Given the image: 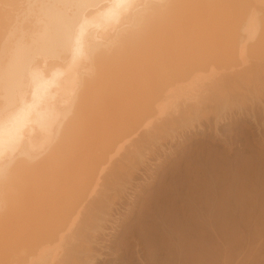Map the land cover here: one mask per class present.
I'll use <instances>...</instances> for the list:
<instances>
[{
  "label": "rangeland",
  "instance_id": "1",
  "mask_svg": "<svg viewBox=\"0 0 264 264\" xmlns=\"http://www.w3.org/2000/svg\"><path fill=\"white\" fill-rule=\"evenodd\" d=\"M250 1L247 0L245 4L247 6L245 10H248L247 8L251 10L250 13L248 11L245 13L248 15H246L248 25L245 33V48L242 51V49L239 50L238 48L236 50L237 48L232 47L231 49L234 52L236 50L235 55L232 54V57L221 59L205 57L204 59H184L185 61L183 59H166V61L165 59H157L158 61L154 59V63L153 59H146L145 64L141 61L143 63L142 67H144L141 75L146 77L140 76L141 87L140 85L136 87L137 84L136 86L132 85L135 89L132 86H127L130 87L132 93L137 90L133 94L127 87H124L125 84L122 87L120 85L123 80L125 82L120 73L122 72V75H124L123 69H128L129 65L127 68L125 66L121 68V72H117L118 68L114 71L119 73H115L117 75V79H115H121L118 80L119 83L117 82L120 86H117L116 83L115 89L118 90V87H121L119 91L122 90L124 93L127 90L126 93L121 92L120 94L117 91L119 93L117 94V92L109 91V95L106 93L107 96L112 94L109 98L116 95V98H113L114 101L116 100L115 102H108L111 103V106H108L107 102L108 105L101 106L105 103V100L100 101L101 103L96 101L93 107L91 104L92 109L88 110L90 113L87 111L88 107H86L88 114L84 113L88 117L83 116V124L79 120L80 126L83 125L82 131L78 133L75 129L74 133L76 131L79 135L75 133L77 139L73 135L71 141L73 143L70 142L72 144L71 148L77 140L74 147L76 148L79 145L82 148H79V151H84L83 154L77 152L80 156L77 155L80 159L76 156L79 162L82 158V163L88 160V162L93 160L94 163L87 165L88 162H85L83 167L82 163L80 162V165L78 162L77 165L74 164L76 166L74 168L72 162H68L73 152L75 153L74 150H78L74 147L71 154L68 152L69 154L65 156L64 153L62 156H65L66 159L68 157L67 160L65 159L66 165L69 163L72 165L69 164V167H66L73 168L71 171L76 169L77 173L80 174L78 168L82 166L80 168L85 171L84 168L89 167V165H92L93 170L92 168L89 169L90 172L87 175L88 169H86L87 171L81 173L80 176L76 174L77 178L74 175L75 173L72 172V174L74 173V179L70 176L74 180L72 183V180L68 177L71 171L62 169V173L63 170L64 173L70 171L65 175L63 174L62 178L64 180L66 175L69 179L64 181V184L65 182L66 184L68 182L72 184L68 183V193L64 191L65 188L63 187L60 190H63L67 196L69 194L67 198L62 197L64 204L61 203L62 198H58V194L63 193L64 196L65 193L58 192L57 197L55 195V199L58 198L56 201L61 199V204L58 202L59 205L53 207V209L57 207L60 210L56 209L58 213L51 210L52 215L55 213V216L53 215L51 218L58 216V219L50 220L46 213H44L45 215L41 213L40 217L36 215L31 218L32 224L29 222V226L25 223L29 230L26 229L27 231H25L21 228L24 233H21V235H24V239L25 234L33 230L29 237L26 235L27 243L25 245L20 243L21 246H19L16 242L17 239L14 242L19 247L11 245L10 248L12 250L15 247L19 248L22 257L18 255V250L12 251L8 248V245L2 243L5 249L0 248L4 250L3 252L6 250L7 255L5 252L4 257H7L6 260H9V263L264 264V19H262L264 18V0H253L254 3ZM248 2L251 5H248ZM252 4H255V6ZM13 13L10 12V16ZM5 14L7 13L4 12L3 15L5 16ZM6 18L5 20L0 18V22L6 25V20H8ZM25 29H27V26H25ZM2 31L6 32L5 30ZM237 53L238 55H236ZM50 62L59 63L57 60ZM149 62L150 64H146ZM182 62L188 65H184ZM146 67L148 70H146ZM179 67L182 69L179 70ZM161 68L165 71H162ZM166 71L171 73H166ZM114 72L112 76L115 77ZM163 72L164 76L165 73L167 74L166 78L163 76ZM160 75L164 81H161L162 77ZM189 76L190 78H188ZM149 77L152 81L148 80ZM113 82H111L112 87L115 85V81ZM156 82H158V87ZM166 84H169L170 87ZM151 86H155L156 89ZM128 91L130 94H128ZM161 92L162 94H160ZM139 93H142V95ZM127 94L134 95L133 100H141L131 106L129 101L125 102V100H130V96H127ZM157 99L159 102H156ZM97 107H100V110ZM72 111L76 112L77 110L72 109ZM81 111H85V108L77 111V117L81 116ZM123 111H125V115L122 113ZM73 112L69 113L76 118ZM70 114L66 116L67 120L64 118V122L73 118ZM107 121L112 122L115 128L110 123L109 126L106 125V128ZM135 121L136 123L133 124ZM94 124L99 125V130L94 128L97 127ZM86 125L87 129L85 128ZM80 126L77 127L81 128ZM102 126L106 129H103ZM79 128L78 130H80ZM91 128L92 130H90ZM101 129L105 130L102 135ZM83 130L85 133H82ZM93 130L97 133H95L97 136L94 134L95 137L91 136L94 133ZM88 133L89 135L92 133L89 138ZM86 135L87 139L84 137ZM106 136L109 137L108 140H106ZM82 138L85 139L82 140ZM99 138H102L101 141H95ZM103 139L107 142L105 143ZM78 140H82V142L78 144ZM89 140L95 143L98 148L95 149L94 144L90 143ZM86 142H89L90 145L87 146ZM82 143L86 146H83ZM91 145L93 147H90ZM49 148L48 145L45 149L49 150ZM83 148H87L88 152H92L88 154L86 151L85 153ZM43 155H41L39 161L43 160L42 158L45 156ZM89 155H91L92 160L91 157L88 159ZM76 157L74 156L73 163L78 160ZM65 160H63V163H65ZM35 164L37 163L35 162ZM31 165H34V162ZM59 165L61 166V164ZM58 169L55 168V170ZM55 170L50 171L51 174L48 172L49 174L47 173L46 176L50 177L48 175H51L53 180H60L61 176L60 178L59 176L55 177L57 172H54ZM78 180L80 181L78 182ZM44 184L46 186V183ZM72 186H75L74 189ZM65 187L67 188V186ZM77 196L81 197V200ZM50 198H52V195ZM74 198L75 200H73ZM48 203L50 204V202ZM48 203L46 208L51 205ZM60 206L61 208H59ZM41 210L46 212V210ZM70 213L73 215H70ZM43 219H45V222L41 221ZM36 225H39V229ZM12 231L13 229L9 232ZM21 231L19 228V232ZM62 231L65 233H62ZM9 232L5 235H9ZM49 232L55 234L51 235ZM12 233L16 236L14 238H17V233L14 231ZM58 234L62 237H58ZM3 236H0V241L13 235ZM42 236L45 241L41 238ZM21 240L23 241V239ZM3 241H5L4 243L7 242L6 240ZM9 241L11 242V240ZM39 248L40 250H38ZM1 249L0 251H2ZM25 249L28 252L30 251L29 256L31 254L33 256L29 258ZM8 252H11V255ZM54 254L57 256L55 257ZM3 255H0L2 256L0 261L3 259ZM11 256L17 257L15 259ZM24 259L26 260L24 261ZM3 260L1 261L2 264H9L8 261Z\"/></svg>",
  "mask_w": 264,
  "mask_h": 264
},
{
  "label": "bare ground",
  "instance_id": "2",
  "mask_svg": "<svg viewBox=\"0 0 264 264\" xmlns=\"http://www.w3.org/2000/svg\"><path fill=\"white\" fill-rule=\"evenodd\" d=\"M246 2L247 0H0V18H4L5 20V18L8 17L6 19L9 20H6V25L3 24V22H0V28L4 27L2 30L6 31L4 32L0 29V236L4 235L3 237H8L11 236V234L13 235L9 237L10 239H5L2 237L3 239H1L0 245H2V243L4 245H8L9 249L11 248V245H16V247L21 246L20 243L25 245L27 243L26 235H28L29 237V235L32 234L33 230L25 234V239L23 237L24 235L22 236L21 233H23V229L25 231L29 230L27 229V225L29 226L28 223H31L32 217H35L36 215L40 217L41 213L43 215H45L44 213H46L47 217H49L50 220L56 219L58 217L56 216L53 217V219L51 218V216H53L55 213H58L56 209L60 210L57 207L56 209H53V207L59 205L61 199L59 201L56 200H58V198L60 197L67 198L69 196V194L67 196L64 191H67V193L69 192L68 186L71 182H68L69 184H66L65 182L64 184V181H68L69 179H71L73 183V174L75 173L74 175L77 174L80 176L81 173L87 171L86 169H88V171L86 172L87 175L89 174V169L92 168V165H89V167L85 165L87 167L84 168L85 171H82V168H80L82 166L84 167L83 164L85 162H88L89 160L85 161L86 159L84 158L85 162L82 163L83 159L81 158L82 162L81 160L80 162L82 163V166H80V156L77 154V152L79 151V148H82L79 145V147H74L77 140L75 141V139H73L75 141V145L73 147L75 149H78L77 151L74 150L73 147L70 148V146L72 145L71 143H73L71 142L73 135H75L76 138V134H78L79 131H82L83 125L80 126L79 122L81 121V124H83V116L88 114L87 111L90 110L91 104L93 107L96 101L97 103H101L102 101L106 100L103 105L101 104V106H106L108 104V106H111V103L108 102H113L116 98V95L115 97L109 98L112 95L110 93L111 95L107 96L109 95V91H112L113 93L118 91L121 94L122 90L119 91V89H121L123 84H125V86L123 85L125 88L127 86L131 87L132 85L136 86V84L138 85L136 87H139V85L141 87L142 82L140 83V76L145 77L141 75L143 74L141 71H144V67H142L143 63H141V61L145 64L148 59H153V63L154 59H165V61L166 59H204L205 57L209 59H221L224 57H232V54L235 55L238 48L239 50L242 49L243 51L246 44L245 33L247 32L248 25V17L246 18L247 14L245 13L246 11H251L249 10L250 8H247L248 10H245V7H247L245 6ZM250 2L254 3L253 0ZM248 5H251V3L248 2ZM253 6H255V4ZM2 12H5L7 14H5L4 16ZM10 12H14L13 15L11 14L12 16H10ZM25 26H27L28 30L25 29ZM253 46H251L252 50H254ZM232 47H234V49L237 48L235 52L231 49ZM236 55H238V53ZM53 60H57L59 63H55L56 61L54 63H51L50 61ZM134 62H136L135 65ZM146 64H150V62ZM183 64H186V66L188 65L187 63ZM124 66L126 68L128 67V69H125ZM162 66L164 67L167 65ZM147 67L149 68V65ZM147 67L146 70H148ZM182 67L184 66L182 65ZM121 68L125 69H123L124 75H122L123 73L120 71ZM170 68L171 67H169V69ZM180 68L181 67H179L178 69L180 70ZM162 69L163 68H161V70ZM115 70H117V72H121L120 76H123L121 78L125 79V82L123 80L120 83L121 87H118V90L117 88L115 89V86L116 83H119L121 79H118L119 81L116 80L117 75H115V73L117 72H114ZM170 70H172V68ZM113 72L115 77L112 76ZM166 73L171 72L166 71ZM166 73L165 76H167ZM111 77L113 78L111 79ZM154 77L156 78L155 75ZM188 78H190V76ZM148 80L152 81L151 78ZM113 81H115V85H113L114 88L111 85V82ZM161 81H164L163 77ZM118 83L117 86H120ZM157 83L158 82H156V84ZM159 86L161 87V85ZM109 87H112L113 89ZM130 87H127V89H129V91L131 92L132 90H130ZM151 87L155 88V86ZM107 88H109V90H107ZM167 88L165 89L168 90ZM126 91L124 93H126ZM129 91L128 94H130ZM136 91L134 92L136 93ZM118 92L117 94H119ZM106 93L108 94L106 95ZM128 94L127 96H130ZM160 94H162V92ZM140 95H142V93ZM133 96L134 95L130 96V100H125V102L129 101V104L131 106L135 105L141 100H133ZM117 97H119V95H117ZM152 99L155 100V98L153 97ZM158 99L156 100V102L158 101ZM150 104L148 105L150 106ZM108 106L107 108H109ZM86 107H88V109ZM83 108H85V111H81L83 114L80 112L81 116L79 115L82 119L81 120L79 116L77 117V111L83 110ZM99 108L98 110H100ZM72 109L77 111L73 112ZM128 109H130V107H128ZM130 110H132V108ZM69 112H73L76 118H74ZM84 112H86V114ZM107 112L110 113L109 111ZM124 112L125 111H123L122 113L124 114ZM68 114H70L73 118H71L70 121L64 122V118H66ZM109 123L110 125H112V122L103 124H105V127L107 128V126H109ZM135 123L136 121L133 124ZM77 126H80L81 128ZM98 126L94 128L98 129ZM112 127L115 128V126L113 125ZM78 128L80 130H78ZM85 128L87 129V125ZM75 129H77L78 132L77 133L75 131L76 134L74 133ZM103 129H101V135L103 131L105 132V130ZM90 130H92V128ZM82 133H85L84 130ZM82 133L80 132V134ZM95 133L96 132L94 131L93 135H91L92 133L90 135L92 137H95ZM87 135H89V133ZM87 135L84 137L86 138ZM90 135L88 136V138L91 137ZM85 138H82V140ZM106 138V140H108L109 137L106 136ZM100 139L102 138H99L95 141L99 142L101 141ZM82 140L79 141L78 144H80ZM109 141L111 140L109 139ZM90 143L93 142L91 141ZM85 144L88 146L89 142H86ZM85 144H83V146ZM93 144L95 149L98 148L97 146H95V143ZM48 145L51 148H49V150L45 149ZM93 146L91 145L90 147ZM109 146H111V144H109ZM72 149L75 151V153L72 151V155H74L75 157L78 155L79 157H77L79 159L76 157L78 160L75 159L77 161H75L74 163V156H70V159L72 158V160L68 159V157L67 159L68 162H72L73 165L75 163L77 165L78 162L80 163V165H78L80 166L78 168L79 170L77 169L78 171H80V174L79 172L77 173L76 169L71 171V169L73 168L70 169L66 167L69 164L72 165L71 163L66 165L67 159L64 158L67 154H69L68 152H70L71 154ZM86 149H84L85 153L86 151L88 152V150ZM81 151H79L78 153L83 154L84 151ZM45 152L47 153L45 154ZM91 152L92 151L88 152V154ZM64 153L65 156L62 157ZM41 155H43L44 157L42 158L43 160L39 161ZM84 155L83 157H85ZM90 157L91 155H89L88 159H90ZM62 159H66L65 163H63L64 161ZM37 161H39L40 163ZM33 162L34 165H31ZM35 162L37 164H35ZM92 162H88L87 165ZM59 164H61V166L62 164H64L65 166L63 165L62 168H60L61 166ZM73 167L75 168L76 166L74 165ZM55 168H60L58 170H60L61 172L59 171L58 174V170H55ZM53 169L55 170L54 172L57 171L55 173V177L59 176L60 178L61 176V179H63V174L65 175L66 173H69L70 171L71 172L69 176H64L65 180L63 179V181H61V179L53 180L51 175H48L51 178L46 176V174L48 172L50 173V171H52ZM62 169H69L70 171H66V173H64L65 171L63 170L62 173ZM72 172L74 173L72 174ZM67 176L69 177V179L67 178ZM79 181L80 180H78V182ZM44 183H46V186ZM65 186H67L68 189ZM62 187L67 190L64 189V191H60L61 189H63ZM72 187L74 189L75 186ZM58 192H64L65 195L63 196V193H61L62 195L60 193L58 194ZM57 194L58 198L55 199V195L57 197ZM51 195L52 198H50ZM43 198L45 199V201H47H43ZM63 198L61 200V203L64 204ZM73 200H75V198ZM52 201H56V204ZM48 202H50L51 205ZM47 203L51 206H49L50 209L46 208ZM44 205L45 207H43ZM61 206L59 208H61ZM41 209L46 210V212L42 211ZM47 209H49L50 212L47 211ZM51 210L55 211L53 215ZM71 214L72 213H70V215ZM41 218H43V216H41ZM44 220L45 219L41 221ZM59 220L58 222L60 223ZM36 222L38 223V221ZM38 226L36 225V227ZM19 228L20 231L21 228H23L21 232H19ZM12 229L15 233H17V238H14L15 234L12 233L13 231L11 233L9 232ZM8 232L9 235H5L8 234ZM62 233L65 232L62 231ZM19 234L21 235V237ZM50 234L53 235L55 233ZM36 236H38V234H36ZM60 236L62 237V235ZM60 236L58 234V237ZM20 238L23 239V241ZM41 238L44 239L43 241H45V238L43 236ZM17 239H20V241H18ZM3 240H6V243L10 242L9 240H11L10 243L12 244H6ZM14 240H17L16 242H18L19 246L16 244V242H14ZM24 241L26 242L23 243ZM0 247H3L2 249H5L3 245ZM15 248L14 250H10L16 251L19 249ZM38 250H40V248ZM3 251L4 250L0 251V255H3L6 252V250L5 252ZM1 252L3 253L1 254ZM19 252L20 251L18 250V255L21 256L22 253L20 254ZM29 252L27 251V255ZM8 253L10 254L11 252ZM4 256L5 254L3 255V259L6 260L7 257L5 258ZM17 256H11V258L15 257L16 259ZM31 256L33 255L31 254ZM31 256H29V258ZM56 256L57 255H55V257ZM1 257L2 256H0V258ZM3 259H1V261ZM26 259H24V261ZM7 261L9 263V260H6V262ZM9 264H11V262ZM41 264L43 263L41 262Z\"/></svg>",
  "mask_w": 264,
  "mask_h": 264
}]
</instances>
